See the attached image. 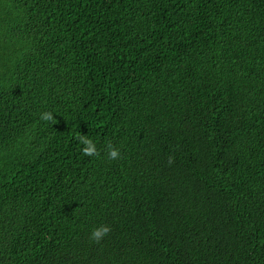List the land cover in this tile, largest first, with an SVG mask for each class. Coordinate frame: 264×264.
<instances>
[{
    "label": "trees",
    "instance_id": "trees-1",
    "mask_svg": "<svg viewBox=\"0 0 264 264\" xmlns=\"http://www.w3.org/2000/svg\"><path fill=\"white\" fill-rule=\"evenodd\" d=\"M0 264H264V0H0Z\"/></svg>",
    "mask_w": 264,
    "mask_h": 264
},
{
    "label": "clouds",
    "instance_id": "clouds-1",
    "mask_svg": "<svg viewBox=\"0 0 264 264\" xmlns=\"http://www.w3.org/2000/svg\"><path fill=\"white\" fill-rule=\"evenodd\" d=\"M41 119L44 121H52L53 115L52 113L46 112L41 114ZM80 143L83 144L85 147L82 148V153L85 156H98L99 152L96 149L95 144L84 136L79 137ZM109 151L107 153L109 160H116L120 156V152L118 149L113 148L110 144L108 146ZM172 161L170 160L169 163ZM111 231L110 227L107 225H102L99 228H96L92 231L90 235V240L99 243L109 232Z\"/></svg>",
    "mask_w": 264,
    "mask_h": 264
}]
</instances>
